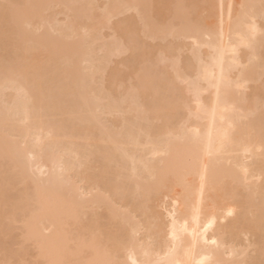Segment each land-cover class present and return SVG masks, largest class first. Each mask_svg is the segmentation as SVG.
I'll return each instance as SVG.
<instances>
[{
	"label": "bare ground",
	"instance_id": "1",
	"mask_svg": "<svg viewBox=\"0 0 264 264\" xmlns=\"http://www.w3.org/2000/svg\"><path fill=\"white\" fill-rule=\"evenodd\" d=\"M0 264H264V0H0Z\"/></svg>",
	"mask_w": 264,
	"mask_h": 264
}]
</instances>
